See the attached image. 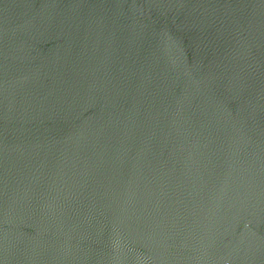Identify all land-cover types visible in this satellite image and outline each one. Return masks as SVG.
Masks as SVG:
<instances>
[{
  "label": "water",
  "instance_id": "1",
  "mask_svg": "<svg viewBox=\"0 0 264 264\" xmlns=\"http://www.w3.org/2000/svg\"><path fill=\"white\" fill-rule=\"evenodd\" d=\"M0 264H264V0H0Z\"/></svg>",
  "mask_w": 264,
  "mask_h": 264
}]
</instances>
